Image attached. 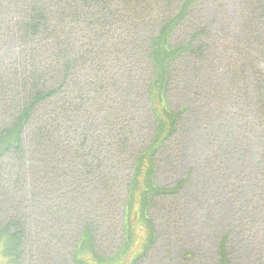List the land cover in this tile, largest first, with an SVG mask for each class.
<instances>
[{"label":"trees","instance_id":"trees-1","mask_svg":"<svg viewBox=\"0 0 264 264\" xmlns=\"http://www.w3.org/2000/svg\"><path fill=\"white\" fill-rule=\"evenodd\" d=\"M238 1L234 41L241 63L231 86L253 79L260 181L254 219L244 222L249 233L241 226L225 234L218 264H264V0ZM221 2L0 0V236L10 238L18 264L79 263L70 250L82 242L99 258L96 247L111 232L98 234L108 221L105 205L126 180L115 164L135 128L127 117L129 100L115 96L116 78L126 76L140 91L139 101L150 105L157 122L153 139L134 157L127 214L143 165L153 171L154 153L176 131L179 116L167 97L179 70L193 65L206 82L230 49L231 28L218 22ZM155 99L164 103V121ZM117 132L124 142H116ZM172 194L149 186L145 213L154 197ZM123 233L127 243L126 227ZM229 236L241 248L235 255ZM242 254L245 262L238 263Z\"/></svg>","mask_w":264,"mask_h":264},{"label":"rangeland","instance_id":"rangeland-1","mask_svg":"<svg viewBox=\"0 0 264 264\" xmlns=\"http://www.w3.org/2000/svg\"><path fill=\"white\" fill-rule=\"evenodd\" d=\"M220 4L224 8L217 12L218 22L231 28L230 49L224 51L227 54L222 63L206 82H200L193 65L179 70L177 83L167 97L170 111L179 116L176 131L154 153L153 171L148 172L149 166L143 165L127 214L124 207L128 203L134 157L153 139L157 122L150 105L139 101L140 91L129 87L126 76H117L115 96L120 103L124 97L129 100L131 114L127 117L135 126L133 133L124 135V139L128 135L130 139L126 154L120 164L114 162L117 173L126 180L124 188L117 191V186L110 194L112 201L105 205L108 221L98 234L110 228L111 232L96 247L99 258L92 245L82 242L78 250H70L77 252L76 264H218V248L225 234L241 226L245 235L249 233L251 227L244 222L254 219L253 196L260 181V130L254 120L253 79L248 77L244 86H231L241 63L234 41L240 3L222 0ZM155 100L157 113L164 121V103ZM113 136L116 142H124L119 132ZM114 163L108 169H114ZM151 185L172 190L173 194L154 197L146 214L143 193ZM125 227L127 243L123 239ZM55 237L57 240L59 234ZM9 242L7 236H0V264H18ZM233 242L230 237L228 244ZM235 245L238 246L236 241L231 246L234 255L241 250ZM31 250L35 252L36 248ZM242 256H237L238 263L245 262Z\"/></svg>","mask_w":264,"mask_h":264},{"label":"bare ground","instance_id":"bare-ground-1","mask_svg":"<svg viewBox=\"0 0 264 264\" xmlns=\"http://www.w3.org/2000/svg\"><path fill=\"white\" fill-rule=\"evenodd\" d=\"M175 8V7H174ZM182 10V9H181ZM179 15V14H178Z\"/></svg>","mask_w":264,"mask_h":264}]
</instances>
